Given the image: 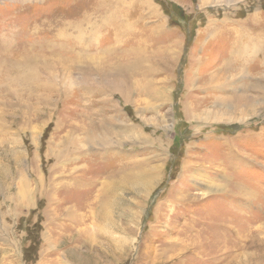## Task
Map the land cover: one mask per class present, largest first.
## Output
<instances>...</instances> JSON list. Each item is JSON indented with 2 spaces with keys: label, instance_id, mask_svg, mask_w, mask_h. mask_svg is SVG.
Listing matches in <instances>:
<instances>
[{
  "label": "rangeland",
  "instance_id": "obj_1",
  "mask_svg": "<svg viewBox=\"0 0 264 264\" xmlns=\"http://www.w3.org/2000/svg\"><path fill=\"white\" fill-rule=\"evenodd\" d=\"M35 1L0 0L12 61L70 53L51 24L71 0ZM133 1L142 35L92 18L67 30L73 67H26L41 90L0 82L4 261L264 264V0H107L102 20ZM39 12L46 31L31 33Z\"/></svg>",
  "mask_w": 264,
  "mask_h": 264
},
{
  "label": "bare ground",
  "instance_id": "obj_2",
  "mask_svg": "<svg viewBox=\"0 0 264 264\" xmlns=\"http://www.w3.org/2000/svg\"><path fill=\"white\" fill-rule=\"evenodd\" d=\"M31 2L32 0H21L22 2V6H28V9H29V4L26 2ZM35 1V0H33ZM37 1H41V0H37ZM46 1V0H45ZM36 2V1H35ZM58 4V3H57ZM67 8H65V10H59L57 9V13L56 15H54V18L52 17V26H54L55 24L57 26H59V23L61 21H63V23L65 24V30H62V31H55V34H54V39L56 38V42H54L55 44H58L59 46H56L55 47V50H58L59 52L61 51H65L67 50V52L69 51L70 53L68 54V56L66 55L65 57L62 56V55H57L53 53V55L51 57H49V59H46V58H41V57H38V53H36V56L35 55H32L30 56L31 58H29L28 56H25V55H21L20 57L18 58H15L16 61H12V56L9 55V54H14L13 53V45H15V41H14V44H7L9 46H4L5 44H3V46H0V55H1V52L3 54H6L5 55H2L5 57H7V63H5L4 61H1L0 60V69H1V72H0V82H4V83H7V84H14L18 87H21V86H24L26 87V85L28 84L27 82H31V80L33 81V87H37L38 90H41V79L40 77H38L35 73H31L29 70L30 69H27L26 67H30V66H36V67H39V65L43 64L44 65V68L46 67H49V66H53L55 65L56 63L58 64H62L64 66H62L63 70L66 68V67H73L74 66V58L73 57H70L69 55L72 54L71 52L73 51H70V45L75 43L76 46H79L80 42L77 40V39H73V36L67 32L68 29L70 28H75L76 31H81V26L83 25V23L87 24V21H90V20H100L101 22L102 21H107L108 19H105V20H102L101 16L103 14H101L99 12V9H103V8H106L107 5H108V2L107 0H97V1H94V0H71V1H67ZM71 4V5H70ZM128 4H130V8L129 7H124L122 10L119 11V8L117 9V6L116 5H109V8L110 7H113V10L111 11H114V12H109L108 15H112L113 13L114 14H117V12H120V16H121V20L120 22H125L127 21V19H129L131 21V24H126L125 25V29H126V33L130 36V35H142L141 31H136L135 30V19H134V16L137 12V9L134 7L135 5H138L139 7L141 6L140 3H138L137 1H133V2H128ZM120 6V5H119ZM60 8V7H59ZM30 10V9H29ZM34 10V9H33ZM56 10V8L53 9V11L51 12L53 14V12ZM107 11V10H106ZM32 12V11H31ZM61 13L64 15L62 16ZM99 13V15L97 16V14ZM43 12H39V14L36 16H34V21L33 23H31V25L29 26V32L31 33H35V32H41V31H46V29H43L45 28V23H46V19L47 17L46 16H43ZM43 16V17H42ZM42 17V18H41ZM65 18L67 21H64L63 19L61 18ZM76 17H80V22L76 23L75 21H71L70 18H76ZM39 18H41L39 20ZM93 18V19H92ZM116 18V17H115ZM125 18V19H124ZM61 19V20H60ZM97 20V21H98ZM39 21V22H37ZM119 22V21H118ZM137 22V21H136ZM114 25H115V22H113ZM63 26V27H64ZM130 28H129V27ZM47 27V26H46ZM47 32H50L49 29L51 28L50 26L47 27ZM85 30V29H84ZM134 30V31H133ZM83 32V31H82ZM85 32V31H84ZM149 33V31H148ZM78 34V33H77ZM82 34V33H80ZM82 35H85V34H82ZM10 37V36H8ZM85 37V36H83ZM16 38V37H15ZM89 38V37H88ZM132 38V37H131ZM142 38V37H141ZM13 39V38H12ZM17 39V38H16ZM21 39V37H20ZM27 39V38H26ZM10 40V39H9ZM29 40V39H28ZM89 40V39H87ZM141 40V39H140ZM142 41V40H141ZM21 42V41H20ZM28 42V41H27ZM39 42V41H38ZM46 42V41H45ZM82 42V41H81ZM18 43V42H17ZM34 43V41H33ZM53 43V42H52ZM20 44V43H19ZM33 45V44H32ZM46 46V45H45ZM53 45H51L52 47ZM40 50V49H39ZM53 51V50H52ZM51 51V52H52ZM81 51H85L84 49H82ZM57 52V51H55ZM74 53V52H73ZM15 56V55H14ZM74 56V55H72ZM143 56V54H142ZM10 57V60H8ZM82 57V55H81ZM102 58V57H101ZM145 59V58H144ZM85 60V59H84ZM82 61V59H81ZM144 61V60H143ZM142 60L140 58H138V60L136 61H133V64L130 65L129 67H134V65H137V67H139V70L137 71V74L140 73V74H143L145 75V73H148L150 72V69H144L143 68L141 69L140 68V64H141ZM35 63V64H34ZM80 63V62H79ZM144 63V62H143ZM142 65V64H141ZM76 66V65H75ZM128 67V68H129ZM32 69V68H31ZM67 69V68H66ZM33 70L35 71L36 69L33 68ZM128 71V70H127ZM142 77V76H141ZM145 77V76H143ZM142 77V78H143ZM3 84V83H2ZM5 85V84H4ZM10 87V86H9ZM17 87V88H18ZM113 87V86H112ZM145 87V86H144ZM144 87H140L141 90H145L146 89ZM8 88V87H7ZM13 88V87H12ZM16 88V89H17ZM4 89V88H2ZM6 89V88H5ZM24 89V88H22ZM14 90V88H13ZM8 93V90H6ZM10 91V90H9ZM4 92V91H3ZM17 92V91H16ZM20 106V105H19ZM18 159V158H17ZM228 247V246H227ZM249 259L251 261L254 260L253 256L250 255L249 256Z\"/></svg>",
  "mask_w": 264,
  "mask_h": 264
},
{
  "label": "crops",
  "instance_id": "obj_3",
  "mask_svg": "<svg viewBox=\"0 0 264 264\" xmlns=\"http://www.w3.org/2000/svg\"><path fill=\"white\" fill-rule=\"evenodd\" d=\"M112 12H114V11H112ZM116 17V18H115ZM125 19V18H124ZM130 19V18H129ZM129 19H127V21H130ZM111 20L113 21V22H115V23H118V21L120 22V20H121V16H120V12H117V14H112V15H109V17H108V21H102V23L101 24H107V25H114V23L113 22H111ZM104 29V27H103V25L101 26V29H99L98 30V32L100 31H102ZM97 32V33H98ZM114 34H118V33H116V32H113ZM106 34V33H105ZM105 35H104V33H103V37H104ZM106 37V36H105ZM93 45V44H92ZM116 52H119V50H117ZM107 53H108V57L107 58H105V59H103L105 62H109V59H110V57H111V49H109L108 48V50H107ZM106 54V53H105ZM114 57V56H113ZM120 57H117L116 56V58L115 59H112L113 60V62H115V66L116 67H114L113 66V68L114 69H117V71H115V73L113 74V76L115 77V75L116 74H118V75H120V77H123L124 76V74L122 73V71H124V69H126V68H122V67H119V65H117V64H119L118 62L119 61H121L120 59H119ZM102 60V59H101ZM102 60V61H103ZM133 61H135V58H132L131 60H130V62L129 63H131V64H133ZM104 62V63H105ZM105 66H106V64H105ZM137 68V67H136ZM108 69H110V68H108ZM108 69L106 70V71H108ZM122 69V70H121ZM128 69H134V67L132 68V67H129ZM138 70H139V68H138ZM106 71H104L103 69L101 70V75H107L108 73H109V71H108V73L106 72ZM126 71V70H125ZM129 71V70H128ZM131 71V70H130ZM114 72V71H113ZM112 72V73H113ZM111 73V72H110ZM111 73V74H112ZM150 75L148 74V73H145V77H141V75H140V73H138L137 74V72H135L134 70H133V73L131 74V76H130V78H131V80L132 81H135V85H136V83L137 82H139V84L141 85L142 83L143 84H145V85H147L146 83L148 82V81H150V77H149ZM116 78V77H115ZM133 78V79H132ZM138 79V80H137ZM137 80V81H136ZM119 81H120V78H117V79H113L112 81H111V87L113 86V87H119V86H121V85H119ZM124 81V80H123ZM121 83V82H120ZM149 86L148 87H151V84H148ZM93 86V85H92ZM86 87H91V85H90V82H89V78L87 77V85H86ZM132 87H134V86H132ZM138 88H139V90H140V92H143L141 89H140V87L139 86H137ZM147 87V86H146ZM145 87V89H146V92H148V89ZM88 89V88H87ZM89 90V89H88ZM135 90V89H134ZM152 91V90H151ZM86 92H87V90H86ZM124 92H126L125 94H126V96L128 95V94H130V93H132L131 92V89H130V91L127 89V87L125 88L124 87ZM149 93H150V90H149ZM89 116V115H88ZM0 229H1V227H0ZM1 239V238H0ZM1 249H0V264H7L4 260H5V258H4V256L1 254Z\"/></svg>",
  "mask_w": 264,
  "mask_h": 264
}]
</instances>
